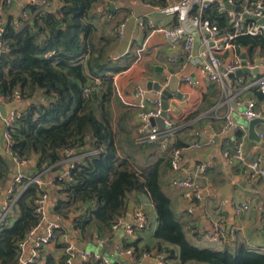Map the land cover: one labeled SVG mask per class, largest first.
Instances as JSON below:
<instances>
[{"label": "trees", "instance_id": "trees-1", "mask_svg": "<svg viewBox=\"0 0 264 264\" xmlns=\"http://www.w3.org/2000/svg\"><path fill=\"white\" fill-rule=\"evenodd\" d=\"M99 2L55 0L51 12L38 14L28 5L31 21L22 27H18L19 19H7L2 40L9 51L0 55V96L10 99L19 91L32 101L11 132L12 152L35 160L34 169L42 171L44 166L61 162L64 149L77 144L84 149L87 155L72 171L73 181L62 184L65 196L54 208L65 226L79 213L71 227L80 231L83 240L93 242L96 234L111 239L114 224L129 212L131 198L145 195L154 205L157 229L151 240L143 237L142 248L139 237L145 230L138 233L137 241H126V248L134 247L139 254L163 253L169 264L173 260L180 264H264V253L243 245L218 251L192 244L163 187L170 158L141 167L133 156L120 154L110 105L115 91L112 74L125 67L114 61L115 37L108 32L107 23L101 29L96 24L99 18L94 11ZM7 8L3 6L4 11ZM203 18L220 27L227 25V19L215 8L206 11ZM237 43L264 51L263 37H242ZM96 79L102 80L100 88L94 85ZM87 87L92 91L85 96ZM258 95L263 101L264 96ZM123 135H127L126 130ZM9 175L10 162L0 154V194ZM38 194L37 187L31 185L16 203L17 218L0 228V264L19 263L20 242L40 223L35 214ZM65 232L58 231V237ZM57 245L66 248L60 240ZM46 264H65V256L58 259L49 254Z\"/></svg>", "mask_w": 264, "mask_h": 264}, {"label": "crops", "instance_id": "crops-1", "mask_svg": "<svg viewBox=\"0 0 264 264\" xmlns=\"http://www.w3.org/2000/svg\"><path fill=\"white\" fill-rule=\"evenodd\" d=\"M26 1L13 0L12 5L7 8V11H4L5 18L13 17L17 20L21 5ZM166 5L167 0H100L98 10L94 11L96 17L99 18L96 21L97 26L101 29L105 26L104 23H107L108 32L113 37H115L114 29L121 22H127L124 36L122 38L115 37L113 43L114 61L119 66L125 67V70L112 74L115 91L110 105L112 126L120 145V154L123 157L133 156L136 165L141 167L152 165L161 159L169 160L170 150L163 151L153 143L145 144L138 137L137 130L140 121L138 109L135 107L137 103L135 90L138 86H144L153 95L159 91L150 89L151 87L158 85L165 89L173 83L176 95L169 97L168 103L171 109L167 112V116L179 129L176 144L182 147L184 152L185 172L180 176L194 177L202 200L195 203L194 214H189L186 210L187 203L183 199L185 191L174 186V175L170 169L164 170L163 187L173 201L175 211L184 224L188 239L196 246L218 251L243 245L251 251L264 253L262 224L264 180L252 178L248 167L249 163L256 160H259L264 167V138L261 139V142L250 139L248 122L243 116L250 101L256 103V109L262 115H264V105L259 99V91L256 88L245 89L243 84L238 83L239 78H242L244 82L255 81L262 74L230 77L228 81L231 84L230 91L228 90L227 94L224 93L220 86L208 81L200 69L188 63L182 45L172 48L162 32L154 31V28L172 27L177 22L174 15L162 11ZM100 9H107L108 13L103 15L100 13ZM147 18L152 20L154 28L144 21ZM142 20L144 21L143 25L141 24ZM200 49L201 40L198 39L196 51L198 52ZM187 76L199 80L200 84L192 86L186 83L183 78ZM159 93L161 95V92ZM227 97L230 98L228 103H226ZM31 103V100H25L13 107L16 110L26 111ZM230 109H232L234 119L240 125L247 127V133L238 131L224 134L222 132L224 117ZM5 130L4 119L0 117V154H4L10 162L9 180L2 190V197L11 186L15 173L18 171L12 156L5 153ZM123 130L127 131V135H123ZM256 131L258 135L264 134V123L257 125ZM239 141L244 143L246 163H231L224 154L228 151L234 152ZM133 143H136V146H133ZM33 161L35 162V160ZM207 164H212L213 168L202 173L200 168ZM35 171L37 172V170ZM55 177V172L44 176L49 195L47 209L50 212L51 220L62 224L61 219L54 214V208L62 195L61 188L52 185ZM232 201L248 202L251 208L242 215H237ZM131 203H134V206H131ZM138 205H143L146 208L148 217L152 214L151 212H154L157 220L151 199L145 195H136L131 198L129 212L124 218L125 223H133V210ZM78 215L79 213L74 214L73 219ZM128 216H130V220L127 222ZM73 219L67 221L66 226L62 225L73 237V242L78 249L104 256L107 259H109L108 255L114 254L113 249L101 247L103 245H99L95 240L93 242L88 239L83 240L80 231L71 227ZM217 219H223L226 222L229 233H232L234 229L237 231L227 241L220 243H210L200 239L197 234L198 230L210 228ZM157 226L158 222L154 228L149 224L148 229L141 232L139 247L142 248L145 243L142 240L143 237H146L147 241L152 238ZM44 230L45 228L40 229L38 235H42ZM74 231H78V234H73ZM118 231H115L114 235ZM146 231L147 233H145ZM59 240L62 242L63 237H58L56 243L48 250L49 254L54 253L58 259L64 256V249L58 248L57 245ZM126 241L125 236L115 247L118 244L126 246ZM33 244L34 240L27 246L24 252L25 259L32 256ZM93 246H99V250H91ZM122 257L130 264H158L155 259H141L132 262L127 257ZM76 264H80V262ZM170 264L180 263L173 260Z\"/></svg>", "mask_w": 264, "mask_h": 264}, {"label": "built area", "instance_id": "built-area-1", "mask_svg": "<svg viewBox=\"0 0 264 264\" xmlns=\"http://www.w3.org/2000/svg\"><path fill=\"white\" fill-rule=\"evenodd\" d=\"M55 0H27L21 5L18 19V27L26 26L30 23L31 17L28 11V5L36 8V14L41 12H51L52 3ZM0 7V55L9 51V46L3 42L2 37L5 33L7 19L5 18L4 5L11 6L13 0H1ZM215 8L217 13L227 19V25L220 27L217 24L203 18V14ZM54 11V10H53ZM167 13L174 15L177 19L175 25L165 29L154 28L152 20L147 18L149 26L154 31L162 32L163 36L172 48L178 45L184 47L188 63L201 70L204 77L213 84L220 86L224 93L230 91L231 84L229 78L241 69H243V55H246V67L250 70L264 71V51H253L246 46L237 43L242 37L264 38V0H167V5L162 9ZM100 13L106 15L107 9H100ZM142 20L141 24H144ZM127 22H121L115 29L114 34L117 38H122L125 33ZM201 40V49L196 51L197 40ZM184 81L192 86H197L200 81L190 76L184 77ZM239 84H243L245 89L256 88L264 96V73L255 81L244 82L242 78L238 79ZM94 85L98 88L102 86V80L96 79ZM92 88L85 89V96H88ZM138 109V119L140 126L137 133L141 141L153 143L163 151H169L170 170L174 175L173 184L179 189L184 190L183 199L187 203V212L194 214L195 203L202 200V195L196 186L194 177L180 174L185 172L183 148L176 147V141L179 129L173 121L167 116L164 118V128L152 126V118H160L163 114V101L159 92L151 95L144 86H138L135 90ZM26 99L16 91L10 99H4L0 96V105H6L9 108L5 122V153L12 156V160L17 166L11 186L5 191L2 197L0 194V228L9 225L17 215L16 203L23 193L31 186L37 187L39 194L35 200V214L40 219L38 226L20 242V256L18 264H46L49 256V248L58 240V231H63L64 226L59 222H54L50 218V212L47 209L49 199L44 176L50 172H55L52 185L58 186L62 190L64 182H72V171L79 165L82 158L87 155L84 149L77 144L62 151V160L56 165L44 166L42 171H35V162L33 160L23 159L12 152V135L18 119L25 111L16 110L13 105L23 103ZM230 100L226 99V103ZM264 105V100L262 101ZM245 120L249 123L259 118L264 119L256 109V103L250 101L243 114ZM1 117V115H0ZM2 118V117H1ZM3 119V118H2ZM243 131L248 132L247 127L240 125L233 116L232 109L224 117L222 132ZM261 139L264 134H260ZM198 146V145H196ZM83 150V152H82ZM226 159L233 162L246 163L244 152V143L239 141L234 152H226ZM251 177L264 180V167L259 160L248 164ZM213 168L212 164L204 165L200 168L202 173ZM2 193V192H1ZM65 195L62 194L61 198ZM232 206L237 215H242L250 210L251 205L248 202L232 201ZM262 224L264 228V204L262 206ZM149 227V217L146 208L138 205L133 210V223L126 224L124 219H119L113 226L114 231L124 228L126 239L129 242H135L138 239V233ZM45 228L42 235H38L40 229ZM237 229L229 233L226 228V222L223 219H217L208 229H199L198 237L210 243H220L227 241ZM73 234H78L74 231ZM34 240L32 256L24 258V252L30 242ZM94 240L99 245H104L106 239L94 235ZM66 244L64 249L65 264H113L104 256H98L87 251L78 249L73 237L67 232L63 234V241ZM116 252L130 261L155 259L158 264H169L166 261V255L160 252H148L139 254L134 247L126 248L122 244L115 247Z\"/></svg>", "mask_w": 264, "mask_h": 264}, {"label": "water", "instance_id": "water-1", "mask_svg": "<svg viewBox=\"0 0 264 264\" xmlns=\"http://www.w3.org/2000/svg\"><path fill=\"white\" fill-rule=\"evenodd\" d=\"M246 55H243V69L237 71L235 73V75L231 76V77H244L245 75H249V74H253V75H259V74H263L264 71L263 70H253L250 71L247 67H246ZM174 84L172 83L171 85H169L168 87H166L165 89H162L160 86L156 85L151 87L150 89H155L159 92H161V99L163 101V114L160 118H152L150 120L151 125L152 126H159L160 128H164L165 124H164V118L166 117L167 112L171 109L168 100L169 97L171 95H176V91H174L173 88ZM9 111V108L6 105H0V115L3 119H6L7 113ZM264 123V119L263 118H259L256 119L254 121H251L248 123V129H249V137L251 140H254L256 142H261V138L259 137L257 131H256V127L259 124ZM131 206H134V203H131Z\"/></svg>", "mask_w": 264, "mask_h": 264}, {"label": "rangeland", "instance_id": "rangeland-1", "mask_svg": "<svg viewBox=\"0 0 264 264\" xmlns=\"http://www.w3.org/2000/svg\"><path fill=\"white\" fill-rule=\"evenodd\" d=\"M245 121V120H244ZM246 122V121H245ZM152 214L149 217V224H151L154 227H156L157 224V220H156V216L154 214V212H151ZM130 220V216L127 217V222ZM127 224V223H126ZM125 230L124 228H121L111 239H107V243L106 245H103L101 247H108L109 249H113L114 250V254L113 255H108L109 256V260L112 263H117V262H121L122 264H130L128 261H126L121 255H119L116 250L114 249L115 245L121 241L123 239V237H125ZM99 247V246H98ZM98 247L93 246L91 248V250L93 251H98ZM215 247V246H212Z\"/></svg>", "mask_w": 264, "mask_h": 264}]
</instances>
